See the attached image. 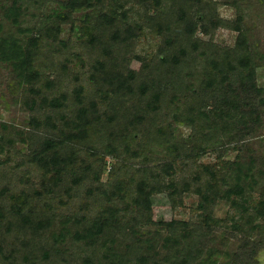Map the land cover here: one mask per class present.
<instances>
[{"label":"trees","instance_id":"trees-1","mask_svg":"<svg viewBox=\"0 0 264 264\" xmlns=\"http://www.w3.org/2000/svg\"><path fill=\"white\" fill-rule=\"evenodd\" d=\"M106 1L63 0L41 19L38 33L22 24L20 0L7 9L21 39L0 27V64L40 99L42 112L29 125L42 135L26 155L38 182L29 176L27 188L2 190L9 202L0 206V238L34 239L24 264H37L27 256L39 250L45 264H253L264 242V190L252 200L264 171L256 172L244 141L260 124L264 88L243 15L225 23L213 0ZM97 5L102 10L91 16ZM88 11L79 31L94 54L86 60L61 36L63 26L74 28V14ZM221 27L239 33L235 47L197 36ZM142 35L156 42L138 56ZM133 58L142 62L137 72L129 68ZM69 73L73 96L53 94ZM183 128L191 133L179 140ZM8 131L2 125L1 148L12 142ZM235 152L234 162L224 161ZM214 154L218 163H200ZM160 194L174 204L198 196L197 220L156 222L152 197ZM219 201L231 206L225 220L214 216ZM31 203L37 216L28 212ZM223 228L241 237L237 251L212 247Z\"/></svg>","mask_w":264,"mask_h":264},{"label":"rangeland","instance_id":"rangeland-1","mask_svg":"<svg viewBox=\"0 0 264 264\" xmlns=\"http://www.w3.org/2000/svg\"><path fill=\"white\" fill-rule=\"evenodd\" d=\"M63 0H20L23 7L24 16L22 24L24 27L39 28L42 26L41 19L50 16L53 11L58 7V4ZM215 8L217 10L218 18L225 23H233L236 21L237 16L243 15V28L246 31L247 39L250 43L252 51L256 54L258 75L257 84L259 87L264 88V0H213ZM109 1H106V5ZM12 6V0L0 1V27L2 33H11L15 38H20V33L12 25L11 21L7 19V9ZM213 7V4H212ZM102 7H96V10L91 13L96 15L100 13ZM88 12H79L74 14L75 24L74 28L71 25H65L64 33L61 36L62 40H70L74 47L72 51L83 59L94 57L91 52L89 41L88 43H81V35L79 31L84 25L85 14ZM92 24L93 21L90 20ZM37 25V27H36ZM85 26V25H84ZM73 28V30H72ZM36 30V29H35ZM75 30V31H74ZM39 31L36 30L35 33ZM149 34V33H148ZM147 35V34H146ZM239 33L231 29L224 27L219 28L214 36L206 35L201 31L197 36L203 42L213 44L221 47H235L237 43ZM23 40H27L24 38ZM156 42V38L142 35L139 40L135 42L134 54L138 56H145L150 50L154 49L153 45ZM129 68L133 71H139L142 66L141 60L138 58L128 59ZM77 71V70H76ZM80 79H85L84 72L77 71ZM65 76L61 79L62 87H58L55 93L57 95L67 94L70 98L73 96L76 83L70 81L72 78ZM54 78V77H53ZM80 83V82H79ZM82 85L86 89V93L92 91L89 87L88 77L83 81ZM32 101H35L37 105H34ZM29 102L30 105L27 104ZM40 99L38 97H31L29 95L28 86H20L16 79L13 68L9 65L0 64V129L2 125L10 127V131L5 133L6 139L12 140L10 143L2 144L0 147V206H7V195L2 196V190L8 189L9 191L19 192L21 186L27 188L25 185V179L31 177L30 182H38L39 177L35 176L34 166L29 165L26 155L30 154V146L35 140H38L42 132L33 130L29 125L30 119L35 112H42L39 108ZM71 104V103H70ZM34 105V106H33ZM263 109V108H262ZM70 110L61 111L69 112ZM46 112V111H45ZM72 112V111H70ZM180 130V129H179ZM20 132V134H18ZM191 133L188 129H181L177 133V137L180 139H186ZM33 135H36L32 138ZM32 138V139H31ZM245 145L250 148L251 157L255 159V170L264 171V109L261 114L260 124L255 126V131L251 136H248L244 141ZM248 153H243L245 157ZM238 153H230L225 158V162H234L237 159ZM247 158V157H246ZM109 163L110 160L108 159ZM201 164L214 165L218 163L217 155H206L199 160ZM263 165V167H261ZM110 166V165H109ZM110 169V167H109ZM107 180V176L104 177V181ZM260 185L255 188L254 200L261 198V193L264 190V181H259ZM8 192V191H7ZM153 203V218L156 222H169L172 220L180 221H196L199 216L198 211V196L186 195L183 197L180 203L174 204L173 201L166 194H160L152 197ZM37 205V203H36ZM32 203L28 207V212H31L32 216H37V207ZM231 212L230 203L226 201H219L216 204L214 210V216L217 219H226ZM59 213H66L65 210L59 211ZM58 213V214H59ZM59 220L62 218L58 217ZM60 222V221H58ZM59 224V223H58ZM60 228V227H58ZM57 228H55V231ZM219 232H225L220 234ZM34 239L29 238L25 233L21 234V237H4L0 238V264H24V257L29 252L27 251V242L30 243ZM241 244V237L235 236L234 233L226 228L219 230L212 247L217 248L221 252L237 251ZM261 247H258L257 253L254 254L253 264H264V242ZM42 250H39L34 255H28L30 261L35 259L39 260L37 264H45L42 259ZM78 250H76L77 252ZM43 252H50L51 256L54 253L51 250L44 249ZM25 254V255H24ZM78 254V252H77ZM219 263L223 262L222 257L218 259ZM26 264V263H25Z\"/></svg>","mask_w":264,"mask_h":264}]
</instances>
